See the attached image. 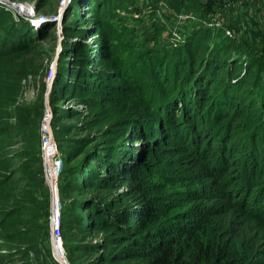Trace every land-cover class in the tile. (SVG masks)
Masks as SVG:
<instances>
[{"label": "trees", "instance_id": "trees-1", "mask_svg": "<svg viewBox=\"0 0 264 264\" xmlns=\"http://www.w3.org/2000/svg\"><path fill=\"white\" fill-rule=\"evenodd\" d=\"M131 1L72 0L63 21L49 100L69 264H264V56L203 21L212 0H149L194 17L163 46L156 18L118 30ZM26 23L0 2V264H29L51 214L38 124L7 119L53 29Z\"/></svg>", "mask_w": 264, "mask_h": 264}, {"label": "rangeland", "instance_id": "rangeland-1", "mask_svg": "<svg viewBox=\"0 0 264 264\" xmlns=\"http://www.w3.org/2000/svg\"><path fill=\"white\" fill-rule=\"evenodd\" d=\"M7 1L8 2H3L2 5L13 10L17 17L26 20V25L27 27H30L31 33L37 32L41 29L44 30L45 26L48 24H51L53 27V29H47L49 32L47 39L38 42L39 49L41 50L40 56L42 57V62L41 59H38V63H35V72L23 79L21 94L14 104V107L8 110L9 116L7 118L11 125L15 124L17 120H19V117L17 118V112L21 109V117L26 118L28 113L30 114L28 117V124H33V122L34 124H38V131L40 134V153L45 182L47 185V194L50 202V188H52L53 185L56 187L58 186V175L61 168V155L51 129V121L47 122V124L50 128L51 140L54 146L53 152L48 150L46 152L48 154L47 156L42 154V127L43 124L46 123V119L49 114L45 95L46 91L49 90L48 106L50 107V111L53 116L49 97L53 81L57 73L58 60L64 54V43L68 42L69 44H72L74 42V39L67 37L63 30L65 14L72 7V0H50L46 7L41 6L40 10L37 8V0ZM57 1L58 4L56 3ZM194 1L198 3L200 7L203 5V8H205V4L207 3V0ZM212 1L214 3L213 9L211 8V11L206 9L204 13L206 14V17L203 21L212 24V28L224 27L227 30V34H230L231 37L235 36V38H238V40L240 39L248 47L254 50L256 54L264 56V0ZM81 5L82 7L77 8L76 12L80 14L81 17L85 18V9L87 10V7L83 6L84 2H82ZM183 6L184 4L181 6L180 12L173 13V10L164 2H159L156 6H154L149 2V0H132L128 5V10L121 9L117 11L118 15L121 16L124 21L122 23H116V25L120 28H118V30H121L122 27H127L134 28L139 31V29L143 30L151 25L156 18L159 22H161L160 24H162L165 30L158 40L159 44L163 46L167 41L173 44H181L186 34L182 28H184L185 24L188 25L189 22L194 20L192 15L185 12L186 8ZM154 9L156 10L155 16L153 14ZM42 16L45 17L42 18ZM198 24L200 23L198 22ZM187 28L185 27L186 30H188ZM204 28L207 27L204 26ZM175 30L177 31L174 35ZM180 30L181 33L183 32V38L182 35L178 36L180 34ZM68 61H70L68 58L64 59L65 63ZM66 106V102L62 104L63 108ZM55 194L58 197V191L55 192ZM52 209L53 206L51 207L50 205V216L45 220H40L41 225L43 228L45 227V232H47L48 235L46 239L42 237L44 234L43 228L37 231L36 245H34L32 254L28 259L30 262L29 264H59L57 259L60 258V255L58 256L51 246L53 240L51 226L53 216ZM61 241L62 249H60L59 253L61 254V258H64V260L68 262L62 238ZM48 246L50 247L51 256L48 252Z\"/></svg>", "mask_w": 264, "mask_h": 264}, {"label": "built area", "instance_id": "built-area-1", "mask_svg": "<svg viewBox=\"0 0 264 264\" xmlns=\"http://www.w3.org/2000/svg\"><path fill=\"white\" fill-rule=\"evenodd\" d=\"M1 3H3V2H1ZM42 132H43V135H42L43 153L42 154L47 156L48 154L46 152L48 150H50V152H53V147H54L53 144H52L51 135H50V128H49V125L47 124V121H46L45 124H43ZM50 194H51V207L53 206V209H52L53 216H52V220H51V223H52L51 224V226H52V238L55 241V243L58 246V248L62 249V241H61V235H60V231H59V229H60V212H59L60 203H59V200H58L59 197H57L56 194L52 191V188H50ZM55 207L57 208L56 212H55Z\"/></svg>", "mask_w": 264, "mask_h": 264}, {"label": "water", "instance_id": "water-1", "mask_svg": "<svg viewBox=\"0 0 264 264\" xmlns=\"http://www.w3.org/2000/svg\"><path fill=\"white\" fill-rule=\"evenodd\" d=\"M0 2H8L7 0H0ZM33 19V18H32ZM49 91V90H48ZM48 91H46V95H45V100H46V104H47V110L49 112L48 114V117H47V122H50L51 121V118H52V114H51V111H50V107L48 106ZM48 177V176H47ZM52 191L55 193L57 192V187L55 185H53L52 187ZM57 211V208L55 207V212ZM51 246H52V249L54 251H56V254H58V256L60 258L57 259V262H59V264H69L67 263L63 258H61V254L59 253L60 251V248H58V246L56 245L55 241L52 240V243H51Z\"/></svg>", "mask_w": 264, "mask_h": 264}, {"label": "bare ground", "instance_id": "bare-ground-1", "mask_svg": "<svg viewBox=\"0 0 264 264\" xmlns=\"http://www.w3.org/2000/svg\"><path fill=\"white\" fill-rule=\"evenodd\" d=\"M56 252V251H55Z\"/></svg>", "mask_w": 264, "mask_h": 264}]
</instances>
